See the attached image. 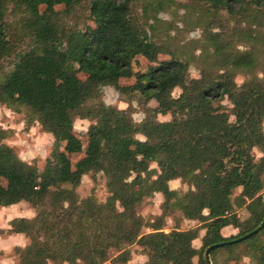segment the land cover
<instances>
[{"label": "trees", "instance_id": "trees-1", "mask_svg": "<svg viewBox=\"0 0 264 264\" xmlns=\"http://www.w3.org/2000/svg\"><path fill=\"white\" fill-rule=\"evenodd\" d=\"M170 1L142 0L135 14L130 0H0V103L52 136L38 168L2 141L7 131L0 127V206L25 200L35 210L0 228L27 237L12 247L14 264H242L243 257L264 264V223L231 241L264 217L263 0H187L183 16L195 20L183 24L198 26L200 37L182 41L169 34L176 25L158 15ZM197 3L202 7L192 9ZM220 9L237 15L235 24L225 25ZM137 56L149 63L138 71ZM191 63L196 77L188 76ZM104 85L126 106L106 103ZM223 96L236 110L232 119ZM132 98L143 110L139 120L131 115ZM76 117L90 123L83 155L71 163L69 154L81 149ZM89 171L103 175L102 201L75 190ZM174 179L185 188L170 187ZM154 192L162 195L160 212L138 213ZM167 215L174 222L165 231ZM180 217L199 223L180 228ZM226 224L236 232L221 235ZM132 252L144 260L129 262Z\"/></svg>", "mask_w": 264, "mask_h": 264}, {"label": "rangeland", "instance_id": "rangeland-1", "mask_svg": "<svg viewBox=\"0 0 264 264\" xmlns=\"http://www.w3.org/2000/svg\"><path fill=\"white\" fill-rule=\"evenodd\" d=\"M141 1L142 0H130L131 10L135 14H138L140 11ZM183 4L185 5L189 4V1L171 0L165 6L164 10L158 13V15L163 19L170 20L173 23V25H176L177 28H174V27L171 28L169 31V34H174L177 40L179 39L180 41H182V40H187L189 38L199 39L200 28L198 26H195L193 28L189 27V25L191 24L190 22H194L195 20L194 14H189V15L185 14L183 16L184 14L183 12L185 10V6H183ZM192 7H191L192 9L194 8L200 9L202 6L200 3H197ZM61 8H62L61 4L57 3L54 5V9L58 12H61ZM258 8L262 10V13L264 15V0L262 1V5H260ZM39 10L41 13H45L47 11L43 8L42 5L39 6ZM219 14L221 16V19L225 23V25L227 24L228 26L235 24L236 18L238 17L237 15H229L224 9H220ZM7 17H10V16L8 15ZM184 20L188 22L189 25L187 24L185 26L183 24ZM50 35L51 33L49 31H46L43 35V39L48 40ZM195 52H197V50ZM159 57L166 58L167 55H160ZM148 64L149 63L146 62L142 57L137 56L134 58V61L132 63V70H137V71L141 70L147 67ZM198 73H199L198 69L195 67L194 64L191 63L188 66V76L196 77L198 76ZM78 75L80 77H83L82 73H78ZM242 78L243 76L241 74H237L235 76V81L237 83H240ZM129 81H130V78H122L119 80V83H126ZM178 92H179V88L174 87L171 93L172 95H176ZM101 97L106 103L114 104L118 107L126 106V102L118 99L119 97L118 92L111 85H107V86L104 85L101 87ZM131 103L133 106L131 115L134 120H139L143 115V110L139 105L136 104V100L134 98L131 99ZM220 103L223 105L224 109L228 112L229 119H232L234 112L236 111L235 108L230 104V102L225 98V96L221 98ZM147 104L149 106H155L156 102L153 99H149ZM156 116L160 120H167L170 118L168 113H165V114L158 113ZM89 123H90L89 120L85 118H78V117L74 118L72 122V130L79 137L81 141V149L77 152H73L69 154L71 163L75 162L77 159L81 158L83 155V147H84L85 138H86V129ZM0 127L7 131L6 136L2 138L3 142L10 145L22 159H25L26 161L35 162L38 168L42 167L44 160L46 156L48 155L51 142H52V136L48 132L42 130L40 125L36 121H33L27 124V122H25V116L22 111H19V112L13 111L1 103H0ZM262 128L264 130V121L262 122ZM137 136L139 138H143L142 135L140 134H137ZM252 154L254 157H256L259 155V152L256 150V148H253ZM154 165H155L154 163H150V166H154ZM263 181H264V174H263ZM169 186L173 188H180V189L185 188V185L183 183H180L178 179L170 180ZM75 190L78 193L79 197H85L87 195H91L96 200L102 201L106 194L104 178H103L102 173L89 171L87 173L82 174L80 176L78 184L75 186ZM161 200H162L161 193L154 192L152 195L145 196L142 198L141 202L136 207V211L144 216L158 214L160 212L159 204ZM31 212H33L32 213L33 215L35 210L33 207L30 206V204L27 201L25 200L19 201V203H16V205L10 207V209H8L7 212L0 211V228H4L3 225L5 224L7 218L12 213L19 214L17 216H27L28 217L29 216L28 214H31ZM174 213L176 214V216H180L179 211L175 210ZM243 214L239 213V216H243ZM173 222L174 220L171 215L165 216V223L162 229L165 231L170 229L173 225ZM196 224H198V220L196 219L188 220L186 218L180 217V221L178 225L180 228H186V227H190ZM146 230H148V228L146 227L142 228V231H146ZM0 246L4 247V249H0V255L3 254V252H7L9 256L13 255L12 247L14 245L0 244ZM130 248L138 249L139 246L136 244H131ZM113 254H114V251L110 250V256ZM137 257H138L137 252L131 253V258H133L134 260H137L138 259ZM242 264H249L247 257L242 258Z\"/></svg>", "mask_w": 264, "mask_h": 264}, {"label": "crops", "instance_id": "crops-1", "mask_svg": "<svg viewBox=\"0 0 264 264\" xmlns=\"http://www.w3.org/2000/svg\"><path fill=\"white\" fill-rule=\"evenodd\" d=\"M263 188H264V186H263ZM238 190H239L238 187H235L233 192L234 193H237ZM19 201H21V200H19ZM19 201L16 202V203H19ZM16 203L9 204V205H6V206H0V211L1 212H3V211L7 212L8 209H10V207L16 205ZM205 211L206 210L203 209V212H205ZM236 212L239 215V213H242L243 214V212H245V211H244V208L238 207V208H236ZM32 213L33 212H31V214H28V215L31 216ZM17 215H19V214L12 213L7 218V220L10 219L11 217H14V216H17ZM7 220H6L5 224L3 225V227H7L8 226L7 225ZM188 220H193V219H188ZM235 229L236 228L233 227L232 225L226 224V225H223L220 228V233L223 236H226V235H229V234H234L236 232ZM203 231H204L203 228L199 229L197 237H195L194 239H192L191 242H192V244L195 247H197L199 245V243H200V236L203 233ZM26 242H27V237L23 233H21V232L0 233V244L24 245ZM0 249H4V247L0 246ZM137 258H138L137 260H134L133 258H131V260L129 262H133V261H139L140 262V261H143L145 257L142 254H138V257ZM0 264H14V258H13V256H9L7 252H3V254L0 255ZM49 264H52V263H49ZM77 264H83V263H81L79 261V262H77ZM107 264H109V263H107Z\"/></svg>", "mask_w": 264, "mask_h": 264}, {"label": "water", "instance_id": "water-1", "mask_svg": "<svg viewBox=\"0 0 264 264\" xmlns=\"http://www.w3.org/2000/svg\"><path fill=\"white\" fill-rule=\"evenodd\" d=\"M106 86H107V85H106ZM263 198H264V194H263ZM263 223H264V217H263V219L261 220V222H260V224H259L258 226H256L255 228L251 229L250 231L244 233V234L241 235V236H238V237H235V238L231 239V241H235V240H238V239H241V238H244V237L250 235L251 233L257 231V230L259 229V227H260ZM223 242H224V241H219V242H216V243H213V244L208 245V246L205 248V250H204V254L207 255V253H208V251H209V249H210L211 247L216 246V245H219V244H221V243H223Z\"/></svg>", "mask_w": 264, "mask_h": 264}]
</instances>
